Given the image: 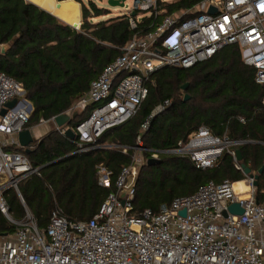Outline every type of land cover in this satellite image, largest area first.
<instances>
[{"label":"built area","instance_id":"obj_1","mask_svg":"<svg viewBox=\"0 0 264 264\" xmlns=\"http://www.w3.org/2000/svg\"><path fill=\"white\" fill-rule=\"evenodd\" d=\"M167 3L134 0L127 15L131 29L136 30L144 17L160 21L151 31L135 35L67 112L72 115L90 108L89 115L73 127L74 153L100 147L98 142L106 132L132 119L149 94L152 74L160 68H192L223 47L238 45L244 63L256 71V83L264 86V0H202L176 14L167 13ZM211 7L215 13L209 12ZM14 99L16 105L7 107ZM30 104L22 83L0 71V211L17 227L15 233L0 236V264H264V203L257 200L254 178L245 175L246 190H236V182L230 180L209 181L192 195L176 197L158 213L138 212L140 162L135 156L132 164L120 170L115 190L92 219L71 220L57 206L47 228L40 230L19 190L23 180L39 175L41 169L16 149L21 147L18 134L27 129L34 110ZM169 105L166 100L141 125L134 149L151 152L148 159H159L163 151L145 148L142 134ZM51 120L55 122V117L41 119L39 124ZM57 130L66 136V128ZM242 143L201 126L165 152L189 158L198 169L214 167L227 152L244 173L236 152ZM10 146L16 148L7 150ZM98 175L100 184L109 187L110 173L105 167H99ZM132 176L135 179L127 187ZM9 188L25 207L20 220L13 217L5 196ZM234 203L241 205L242 214H230ZM183 209L185 216L180 215Z\"/></svg>","mask_w":264,"mask_h":264},{"label":"trees","instance_id":"obj_2","mask_svg":"<svg viewBox=\"0 0 264 264\" xmlns=\"http://www.w3.org/2000/svg\"><path fill=\"white\" fill-rule=\"evenodd\" d=\"M33 1L53 12L59 11L61 18L70 24H81L78 2ZM201 1L175 0L165 6L168 14H176L193 9ZM81 4L83 23L76 29L28 0H0V44L9 45L5 54L0 52V71L22 83L25 97L33 105L27 129L41 119L69 112L89 90L91 82L122 53L123 47L135 35L151 31L160 21L146 17L135 30L130 28L127 15L94 21L107 16L109 10L93 0ZM255 74V69L244 63L240 47L227 45L192 68L167 66L155 71L139 112L106 132L98 142L100 147L90 152L74 153L75 141L59 130L34 139L27 148H17L33 166L41 168L39 175L19 184L39 229L47 228L57 206L74 221H87L95 216L115 190L120 170L132 164L141 125L166 100L170 105L151 119L148 130L142 134L145 148L163 153L159 164L141 167L136 180L138 212L150 209L158 213L176 197L192 195L209 181L245 179L227 152L214 167L207 169L196 168L187 157L165 152L187 140L201 126L208 127L214 135L243 141L236 146L242 154L240 164L253 174L258 173L264 166V86L256 83ZM187 83L189 87L183 90ZM186 94L190 96L188 100ZM88 109L69 126L75 127L86 117ZM150 155L151 152H145L147 159ZM100 166L110 173L109 187L99 182ZM5 196L13 217L22 219L26 211L17 192L9 188ZM256 197L264 203V171L258 179ZM16 230L0 211V236Z\"/></svg>","mask_w":264,"mask_h":264},{"label":"water","instance_id":"obj_3","mask_svg":"<svg viewBox=\"0 0 264 264\" xmlns=\"http://www.w3.org/2000/svg\"><path fill=\"white\" fill-rule=\"evenodd\" d=\"M125 1L126 0H109V5L111 7H124L125 6ZM58 6H59V4H58ZM209 12L210 13H215L216 9L211 7ZM132 14L135 15L136 12L134 11ZM81 25H82V22L79 25L72 24L71 26L76 28V29H79L81 27ZM8 49H9V45H2L0 52L5 54L8 51ZM188 87H189V83L183 85L182 89L186 90ZM189 98H190V96L188 94H186L185 95V100H188ZM16 103H17V99H14L13 101H11V102H9L7 104V107L12 108V107H14L16 105ZM32 107H33L32 104H30V108L31 109H32ZM5 111L6 110H3L2 114H4ZM77 116H78V113L74 112L72 115H70L69 113H63V114H60V115L55 117V123H56L57 127H59V128L67 127L66 136L69 137L70 139H74L75 138V133L73 131V128L72 127H68V126L71 123V121L74 120ZM34 139L35 138L33 137L32 133H31V129H25V130H23L22 132H20L18 134V140H19L20 146L23 147V148H27L30 145V143L33 142ZM236 152H237V160L240 162L242 160L241 151L239 149H237ZM159 163H160L159 159L150 158L147 161V164L150 165V166H153V165H156V164H159ZM242 167H243L245 175H248V176L254 178V186L256 187L257 184H258L259 176L264 171V166L261 167L260 170L258 171V173H256V174H253L251 172L250 168H248L244 164H242ZM133 181H134V177L132 176L129 179L127 187H130L131 184L133 183ZM229 212H230V214L240 215V214H242L244 212V210H243V208L241 207V205L239 203H234V204H232L229 207ZM180 215L185 216L186 215V209H183L180 212ZM226 217H228V215H226Z\"/></svg>","mask_w":264,"mask_h":264},{"label":"rangeland","instance_id":"obj_4","mask_svg":"<svg viewBox=\"0 0 264 264\" xmlns=\"http://www.w3.org/2000/svg\"><path fill=\"white\" fill-rule=\"evenodd\" d=\"M75 1L76 2L81 1V3L82 2L83 3H87L89 0H79V1L78 0H75ZM93 1H95L96 4L99 7L106 8V9L109 10V14H108V17L107 18H114V17H118V16H126V15H128L129 11L133 7V2H134V0H126L124 7H111L109 5V0H93ZM161 1H164V0H161ZM173 1H175V0H168V3L173 2ZM54 13H56L61 18V13L59 11H54ZM101 18L102 17L96 18V20H101ZM81 22H83V21H81ZM89 113H90V108L88 109V112H86V117L89 115ZM44 125L45 126H43V125L40 126L39 123H38V124L34 125L33 128H31V133H32L33 137H38L39 135L43 134L45 129H49V130H52V131L53 130H57V125L52 120L49 121L48 124H44ZM68 127H71V126H68ZM8 139H9V137H8ZM0 141L2 142V137H0ZM12 147H14V146H10L9 148H7V150H11V149H15L16 148V147H14V148H12ZM134 156L137 157V159L140 162V164L138 165V175H139V172L141 170V167L144 164H147V161L148 160H147V157H145V151L144 150H135ZM138 175H137V177H138ZM0 182H1V180H0Z\"/></svg>","mask_w":264,"mask_h":264},{"label":"crops","instance_id":"obj_5","mask_svg":"<svg viewBox=\"0 0 264 264\" xmlns=\"http://www.w3.org/2000/svg\"><path fill=\"white\" fill-rule=\"evenodd\" d=\"M28 1H30V2H32V3H34V4L38 5V6H40L41 8L45 9L46 11L50 12L51 14H53L54 16H56L57 18H59L62 22L66 23V24H68V25H72V24L66 22L65 20L61 19V18H60L58 15H56L53 11H51V10L45 8L43 5L37 3V2H35V1H33V0H28ZM56 1H57V2H62V1H59V0H56ZM64 1H66V0H64ZM72 1H75V0H72ZM75 2H76V1H75ZM170 3H171V2H170ZM78 4H79L80 18H81V21H83V16H82V4L79 3V2H78ZM103 17H104V18H103ZM103 17H102L101 19H104V20L109 19V18H107L108 15H107V16H103ZM94 21H98V20H96V18H95ZM82 23H83V22H82ZM82 111H84V110H82ZM82 111H81V112H77V113H78V114H81ZM39 125H40V124H39ZM40 126H42V125H40ZM43 126H45V125H43ZM32 128H33V127H32ZM46 128H47V127H46ZM65 128L67 129V127H65ZM72 128H73V127H72ZM50 131H52V130L45 129L43 134L39 135L38 137H34V138H35V139H41L42 137H44L45 135H47ZM26 156H27V155H26ZM239 182H240V181H239ZM18 197H19V196H18Z\"/></svg>","mask_w":264,"mask_h":264},{"label":"bare ground","instance_id":"obj_6","mask_svg":"<svg viewBox=\"0 0 264 264\" xmlns=\"http://www.w3.org/2000/svg\"><path fill=\"white\" fill-rule=\"evenodd\" d=\"M234 186H235L236 190H246V188H247L245 183L242 181L236 182Z\"/></svg>","mask_w":264,"mask_h":264}]
</instances>
